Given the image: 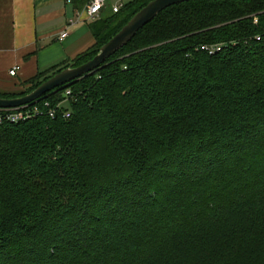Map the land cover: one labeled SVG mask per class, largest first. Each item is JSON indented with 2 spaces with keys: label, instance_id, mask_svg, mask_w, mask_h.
Wrapping results in <instances>:
<instances>
[{
  "label": "trees",
  "instance_id": "1",
  "mask_svg": "<svg viewBox=\"0 0 264 264\" xmlns=\"http://www.w3.org/2000/svg\"><path fill=\"white\" fill-rule=\"evenodd\" d=\"M152 1L0 98L89 62ZM65 100L0 126V264H264V0L165 10L40 102Z\"/></svg>",
  "mask_w": 264,
  "mask_h": 264
},
{
  "label": "crops",
  "instance_id": "2",
  "mask_svg": "<svg viewBox=\"0 0 264 264\" xmlns=\"http://www.w3.org/2000/svg\"><path fill=\"white\" fill-rule=\"evenodd\" d=\"M120 1L113 0L108 6L112 14L114 7L134 0ZM88 4L73 0H0V94L23 93L29 81L71 64L95 46L91 27L107 17V6L100 18L92 21L86 14ZM65 32L67 38L60 41ZM15 67L20 70L14 77L10 71Z\"/></svg>",
  "mask_w": 264,
  "mask_h": 264
},
{
  "label": "water",
  "instance_id": "3",
  "mask_svg": "<svg viewBox=\"0 0 264 264\" xmlns=\"http://www.w3.org/2000/svg\"><path fill=\"white\" fill-rule=\"evenodd\" d=\"M193 1L202 0H153L140 10L118 34L101 47L98 54L92 60L79 67L71 65L69 68L45 81L28 95L15 99L0 98V110L28 109L54 91L93 74L104 66L108 60L125 48L145 26L154 21L162 12L173 6Z\"/></svg>",
  "mask_w": 264,
  "mask_h": 264
},
{
  "label": "built area",
  "instance_id": "4",
  "mask_svg": "<svg viewBox=\"0 0 264 264\" xmlns=\"http://www.w3.org/2000/svg\"><path fill=\"white\" fill-rule=\"evenodd\" d=\"M109 0H91V2L88 4L86 8V14L87 17L92 20L96 21L97 19L100 18L101 13L104 11V9L107 6ZM123 5L114 7L113 13L117 14L119 11L122 9ZM68 36V33L65 32L61 35L60 41H64ZM20 67H15L10 71L11 76H16L17 73L19 72ZM70 92H67V95H69ZM44 105L45 108H49L48 111V116L54 120L56 119L59 111L67 105V100L61 102L60 104L57 105L55 109L50 108V103L49 102H38L34 105H32L28 109H7V110H0V126L4 125L5 123H20V122H25L28 120H31L43 113V110L40 108V105ZM64 119H70L71 118V113L70 111L64 112L63 115Z\"/></svg>",
  "mask_w": 264,
  "mask_h": 264
},
{
  "label": "rangeland",
  "instance_id": "5",
  "mask_svg": "<svg viewBox=\"0 0 264 264\" xmlns=\"http://www.w3.org/2000/svg\"><path fill=\"white\" fill-rule=\"evenodd\" d=\"M120 1V0H119ZM123 1H127V0H123ZM113 3V0H110V1H108V5H107V8H106V10H105V13H106V15H107V17L108 16H113V14L109 11V8H108V6H110L111 4ZM120 3H121V1H120Z\"/></svg>",
  "mask_w": 264,
  "mask_h": 264
}]
</instances>
